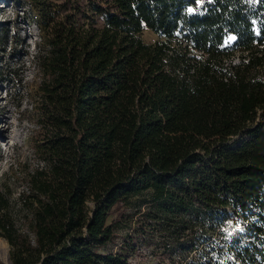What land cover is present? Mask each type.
I'll return each instance as SVG.
<instances>
[{"label": "trees", "instance_id": "1", "mask_svg": "<svg viewBox=\"0 0 264 264\" xmlns=\"http://www.w3.org/2000/svg\"><path fill=\"white\" fill-rule=\"evenodd\" d=\"M35 2L40 166L23 224L0 192L10 264H129L140 247L264 264V0Z\"/></svg>", "mask_w": 264, "mask_h": 264}, {"label": "rangeland", "instance_id": "2", "mask_svg": "<svg viewBox=\"0 0 264 264\" xmlns=\"http://www.w3.org/2000/svg\"><path fill=\"white\" fill-rule=\"evenodd\" d=\"M36 0H0V131L10 128L0 137V192H5L9 212L21 225L17 198L24 190L27 175L40 166L35 154L37 128L35 118L36 88L39 82L36 56L41 43L36 24L39 19ZM59 3L58 0H41ZM145 44L161 41L148 30L138 34ZM227 43L232 38L226 39ZM214 236V235H213ZM215 238V237H214ZM8 249L5 240L0 238ZM116 240V244L119 243ZM154 248L140 247L129 264H180L192 258L181 248L174 250L171 260L162 259ZM3 264V262L0 261Z\"/></svg>", "mask_w": 264, "mask_h": 264}, {"label": "bare ground", "instance_id": "3", "mask_svg": "<svg viewBox=\"0 0 264 264\" xmlns=\"http://www.w3.org/2000/svg\"><path fill=\"white\" fill-rule=\"evenodd\" d=\"M10 125L4 124L3 129L0 131V137L4 136L6 132L9 130ZM8 249L7 246L0 241V261L3 263H7L8 261Z\"/></svg>", "mask_w": 264, "mask_h": 264}, {"label": "water", "instance_id": "4", "mask_svg": "<svg viewBox=\"0 0 264 264\" xmlns=\"http://www.w3.org/2000/svg\"><path fill=\"white\" fill-rule=\"evenodd\" d=\"M8 262L7 263H3V264H10V258H9V255H8Z\"/></svg>", "mask_w": 264, "mask_h": 264}]
</instances>
